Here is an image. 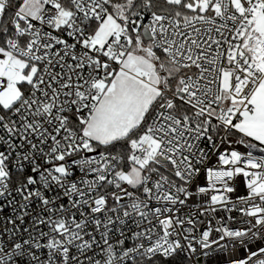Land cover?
<instances>
[{"label":"snow or ice","instance_id":"obj_1","mask_svg":"<svg viewBox=\"0 0 264 264\" xmlns=\"http://www.w3.org/2000/svg\"><path fill=\"white\" fill-rule=\"evenodd\" d=\"M0 264H264V0H0Z\"/></svg>","mask_w":264,"mask_h":264}]
</instances>
